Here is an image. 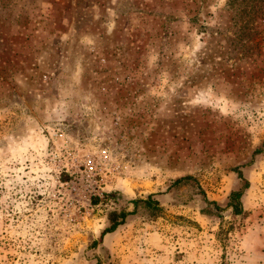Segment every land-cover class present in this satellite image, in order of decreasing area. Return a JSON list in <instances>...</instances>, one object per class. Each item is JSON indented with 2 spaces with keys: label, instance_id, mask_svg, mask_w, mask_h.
<instances>
[{
  "label": "rangeland",
  "instance_id": "1",
  "mask_svg": "<svg viewBox=\"0 0 264 264\" xmlns=\"http://www.w3.org/2000/svg\"><path fill=\"white\" fill-rule=\"evenodd\" d=\"M263 144L264 0H0V264H264Z\"/></svg>",
  "mask_w": 264,
  "mask_h": 264
},
{
  "label": "trees",
  "instance_id": "2",
  "mask_svg": "<svg viewBox=\"0 0 264 264\" xmlns=\"http://www.w3.org/2000/svg\"><path fill=\"white\" fill-rule=\"evenodd\" d=\"M227 1H228L229 6H234L237 2V0H227ZM261 153H264V144L260 148H257L252 152V157L257 155V154H261ZM250 163H251V159L249 161H247L246 163L242 164L241 166L234 167L232 169L235 172L236 176L242 182L240 189L230 192V194L228 196V202L226 204V208H229L231 213H233L235 215H238L241 212L240 197L242 195V191L248 187V183H247V181L242 179V175H241V172L239 169L241 167L248 166ZM187 180H191L190 177L178 178L172 182L171 186H177V185L182 184L184 181H187ZM152 197H153V195L150 194V195H147V197L145 199L130 200L129 203L132 205V208H133L132 211H130V212H127V213L123 212L120 214L109 213L107 216L109 226L102 230V232L100 233V237L103 236L104 234L112 233L119 225L123 224L126 216L132 214L135 211V209L137 208V206H139V205H141L143 208H145L150 213L155 214V213L159 212L160 208L158 206V203L156 200L152 199ZM109 198H114V194L109 195ZM203 201L205 204L211 205L212 210L220 211V208L217 207L215 205V203L208 202L205 199Z\"/></svg>",
  "mask_w": 264,
  "mask_h": 264
}]
</instances>
